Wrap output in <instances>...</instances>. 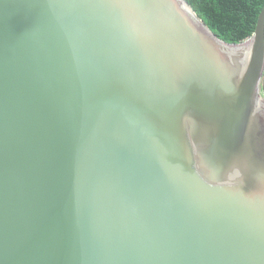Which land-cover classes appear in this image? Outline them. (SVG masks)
<instances>
[{
  "label": "water",
  "instance_id": "95a60500",
  "mask_svg": "<svg viewBox=\"0 0 264 264\" xmlns=\"http://www.w3.org/2000/svg\"><path fill=\"white\" fill-rule=\"evenodd\" d=\"M263 75L264 6L0 0V264H264Z\"/></svg>",
  "mask_w": 264,
  "mask_h": 264
},
{
  "label": "trees",
  "instance_id": "16d2710c",
  "mask_svg": "<svg viewBox=\"0 0 264 264\" xmlns=\"http://www.w3.org/2000/svg\"><path fill=\"white\" fill-rule=\"evenodd\" d=\"M221 41L238 44L254 31L264 0H185ZM264 94V75L262 82Z\"/></svg>",
  "mask_w": 264,
  "mask_h": 264
}]
</instances>
